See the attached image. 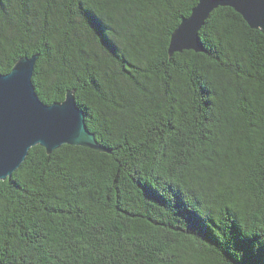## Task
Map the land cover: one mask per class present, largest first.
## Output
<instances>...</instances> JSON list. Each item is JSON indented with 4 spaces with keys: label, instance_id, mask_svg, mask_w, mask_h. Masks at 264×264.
Instances as JSON below:
<instances>
[{
    "label": "trees",
    "instance_id": "1",
    "mask_svg": "<svg viewBox=\"0 0 264 264\" xmlns=\"http://www.w3.org/2000/svg\"><path fill=\"white\" fill-rule=\"evenodd\" d=\"M199 0H0V73L39 56L108 152L32 148L0 183V264H264V35Z\"/></svg>",
    "mask_w": 264,
    "mask_h": 264
},
{
    "label": "water",
    "instance_id": "2",
    "mask_svg": "<svg viewBox=\"0 0 264 264\" xmlns=\"http://www.w3.org/2000/svg\"><path fill=\"white\" fill-rule=\"evenodd\" d=\"M219 8L233 9L251 29L264 35V0H199L191 15L172 34L170 55L206 52L199 33ZM182 29L185 38L177 41V33ZM38 60V55L25 57L11 73H0V183L13 178L36 146L45 148L48 154L63 145L108 152L87 128L86 114L78 106L74 92H69L63 103L46 105L40 100L33 82ZM21 65L27 71L18 79Z\"/></svg>",
    "mask_w": 264,
    "mask_h": 264
},
{
    "label": "snow or ice",
    "instance_id": "3",
    "mask_svg": "<svg viewBox=\"0 0 264 264\" xmlns=\"http://www.w3.org/2000/svg\"><path fill=\"white\" fill-rule=\"evenodd\" d=\"M184 38H185V32L182 29L180 32L177 33L176 39H177V41H181ZM26 71H27L26 67L24 65H21L19 67V71H17V78L22 79ZM68 107H69V111H70V106H68Z\"/></svg>",
    "mask_w": 264,
    "mask_h": 264
}]
</instances>
